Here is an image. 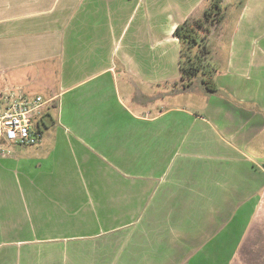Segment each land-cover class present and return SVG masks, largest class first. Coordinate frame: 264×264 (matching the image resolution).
Here are the masks:
<instances>
[{
    "label": "crops",
    "instance_id": "crops-1",
    "mask_svg": "<svg viewBox=\"0 0 264 264\" xmlns=\"http://www.w3.org/2000/svg\"><path fill=\"white\" fill-rule=\"evenodd\" d=\"M210 1L0 0V84L54 105L50 150L0 155V264H240L264 220V0L243 37L211 30L213 92L184 88L174 36Z\"/></svg>",
    "mask_w": 264,
    "mask_h": 264
},
{
    "label": "rangeland",
    "instance_id": "rangeland-1",
    "mask_svg": "<svg viewBox=\"0 0 264 264\" xmlns=\"http://www.w3.org/2000/svg\"><path fill=\"white\" fill-rule=\"evenodd\" d=\"M253 2H255V0H252V1L250 0H222L221 8H224L223 9L224 16L222 18L221 24L219 25L222 29L221 37H223L224 39L223 43L225 45H227V41L231 37V32L232 30H234L236 24H237V38H240L244 36V33H246L245 28L247 24L250 22L257 21L256 8L252 6L254 4ZM258 3L260 4V1H258ZM209 5H207V7ZM248 5H250L249 9L245 10V8ZM242 10H243V13L239 15V13ZM155 52L156 51H153V53ZM220 56L222 58V63H221L222 68H224L225 65L223 61L226 58L225 49L223 52H221ZM209 61H211V58H209ZM212 67L216 69V65H214L213 62H212ZM217 68H220L219 63L217 64ZM0 86L3 88L2 91L0 92L1 109L4 107V104L7 98L12 97V96L14 97H18V96L34 97V96L39 95L44 100H47L49 98L47 91L40 88L38 84L37 85L33 84L32 86L26 87V88H22L21 86L11 87V85H8L6 83H1ZM153 94L155 95L154 92ZM190 99H191L190 101L194 103V105H198L202 103L203 101V99L200 98L198 95H195L194 97H190ZM177 101L182 103V100H177ZM172 102L173 104H176L174 101ZM50 116L53 117L52 112H50ZM49 135H50V132L48 130H44L43 138H41L40 144H38L37 146L22 147V146L7 144V145H3L2 147L12 154L43 153V152H46V150H50V148L53 147V138H51V136ZM243 242L248 252L236 255V259L240 262V264H264V220H261L260 222H257V223L256 222L251 223L250 227L246 231V236L244 237Z\"/></svg>",
    "mask_w": 264,
    "mask_h": 264
},
{
    "label": "trees",
    "instance_id": "trees-1",
    "mask_svg": "<svg viewBox=\"0 0 264 264\" xmlns=\"http://www.w3.org/2000/svg\"><path fill=\"white\" fill-rule=\"evenodd\" d=\"M222 0H211L210 5L199 18L191 17L174 30V36L180 41V74L184 88H189L197 77L208 92L215 91L213 82L214 68L209 61V34L216 28L224 16ZM51 102L45 113L53 108Z\"/></svg>",
    "mask_w": 264,
    "mask_h": 264
},
{
    "label": "built area",
    "instance_id": "built-area-1",
    "mask_svg": "<svg viewBox=\"0 0 264 264\" xmlns=\"http://www.w3.org/2000/svg\"><path fill=\"white\" fill-rule=\"evenodd\" d=\"M51 102L41 96L7 98L0 109V155L10 154L3 145L37 146L42 138L41 121Z\"/></svg>",
    "mask_w": 264,
    "mask_h": 264
}]
</instances>
